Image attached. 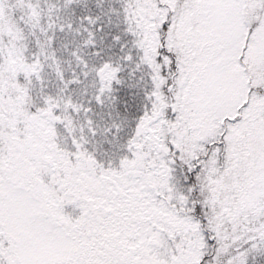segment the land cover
Segmentation results:
<instances>
[{
  "label": "snow or ice",
  "instance_id": "snow-or-ice-1",
  "mask_svg": "<svg viewBox=\"0 0 264 264\" xmlns=\"http://www.w3.org/2000/svg\"><path fill=\"white\" fill-rule=\"evenodd\" d=\"M0 264H264V0H0Z\"/></svg>",
  "mask_w": 264,
  "mask_h": 264
}]
</instances>
